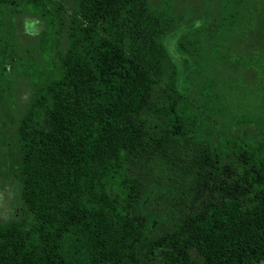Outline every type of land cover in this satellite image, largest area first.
Here are the masks:
<instances>
[{"label": "trees", "instance_id": "obj_1", "mask_svg": "<svg viewBox=\"0 0 264 264\" xmlns=\"http://www.w3.org/2000/svg\"><path fill=\"white\" fill-rule=\"evenodd\" d=\"M1 5L46 40L0 113V264H264V0Z\"/></svg>", "mask_w": 264, "mask_h": 264}, {"label": "rangeland", "instance_id": "obj_2", "mask_svg": "<svg viewBox=\"0 0 264 264\" xmlns=\"http://www.w3.org/2000/svg\"><path fill=\"white\" fill-rule=\"evenodd\" d=\"M172 1V5L175 3L174 14L175 19L178 22L187 20H197L198 10L200 9V0H169ZM168 0H153V3L158 5L167 4ZM12 7L9 5L0 6V61L5 68L8 67V63H14L16 69L14 74L9 69L4 70L0 75V89L3 88V95L0 93V113L5 114V118L8 121L7 113L13 114L21 106V100L24 98V82L22 79V73L27 70H31L34 63L39 61V50L41 49V43L46 40L45 35L42 33L44 26L36 15H18L12 12ZM206 15V16H205ZM209 14L204 13V18L199 20L201 26L207 24ZM53 37L50 36L49 40ZM175 41L174 34L169 33L166 37L168 49L173 51V43ZM14 86L12 90L8 87ZM16 88V89H15ZM9 122V121H8ZM10 190L7 189L4 194L0 191V202L5 204V198L11 196ZM0 206V214H4ZM156 226H158L156 224Z\"/></svg>", "mask_w": 264, "mask_h": 264}]
</instances>
